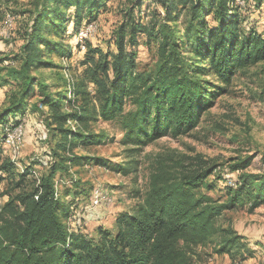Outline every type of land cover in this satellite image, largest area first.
<instances>
[{
    "label": "trees",
    "instance_id": "trees-1",
    "mask_svg": "<svg viewBox=\"0 0 264 264\" xmlns=\"http://www.w3.org/2000/svg\"><path fill=\"white\" fill-rule=\"evenodd\" d=\"M132 1L128 17L114 31L116 51L93 47L88 38L77 40L86 48V66L75 79L64 72L52 84L37 70L62 66L53 55L67 50L69 22L80 31L81 22L96 20L107 0H34L20 50L0 56V83L11 85L0 108V170L22 187L0 204V264H194L197 246L209 242L236 262L251 254L244 236L220 222L225 210H253L264 202V171L247 169L250 155L229 163L238 175L221 198L208 192L215 186L209 178L219 166L215 159L201 153L157 154L145 194L118 211L113 228L99 225L90 235L67 225L71 201L59 194L58 174L72 164H113L105 156L75 151L106 137L94 131V120L120 123L132 157L115 168L134 170L138 149L164 135L189 133L238 70L264 61V33L242 29L236 0ZM141 33L149 44L156 42L155 66L148 70L137 68ZM6 59L18 63L4 64ZM27 110L41 113L49 130L53 159L40 177L31 165L20 171L4 154L8 130Z\"/></svg>",
    "mask_w": 264,
    "mask_h": 264
},
{
    "label": "rangeland",
    "instance_id": "rangeland-1",
    "mask_svg": "<svg viewBox=\"0 0 264 264\" xmlns=\"http://www.w3.org/2000/svg\"><path fill=\"white\" fill-rule=\"evenodd\" d=\"M132 2L107 0L105 8L96 20L86 23L84 19L81 22L78 26L81 28L79 33H75L73 21H70L64 36L67 50L63 55H53L58 65L62 66L57 69L43 68L37 70V73L44 74L52 84H55L57 77L64 72L75 79L86 66L84 63L86 48L83 44L81 48L77 46V40L82 42L84 38H88L93 47H99L103 51H116L114 31L128 17ZM236 2L242 16L240 24L242 29L247 31L255 27L264 33V0L260 4H255L256 0ZM155 7L152 5L151 10ZM34 8V0H0V56L5 53L12 55L20 50L22 32L32 17ZM73 11L74 8H70V15ZM212 17L209 14L207 19L211 24H215ZM3 36L5 38H2ZM135 49L138 52V70L152 69L155 66L156 42L149 44L146 36L141 33ZM9 63L18 62L10 59L4 61V64ZM263 65L264 61H260L246 69L238 70L228 90L217 96L198 126L189 133L176 137L164 135L138 149L133 156L137 160L136 165H133L134 170L128 172L115 168L119 163L128 165L132 157L128 152L130 146L121 140L120 123L116 119L105 120L102 117L94 120L92 122L94 131H103L106 137L99 143L81 145L75 151L80 154L105 156L113 161V164L112 166L94 162L72 164L69 172L62 173V176L58 174L59 194H63L66 200L71 201L70 215L66 218L67 225L75 229L80 228L90 235L97 234L99 225L113 228L118 211L134 205L145 194L157 154L179 157L201 153L206 158L215 159L219 166L209 176L210 179H214L215 186L208 190L215 197L224 198L225 185L231 184L230 181H234L238 175V171H232L229 167L233 159L253 156L247 169L263 172L264 95L261 92L264 80ZM10 89L11 85L0 83V108L8 102ZM9 119L11 121L12 116ZM21 120L24 124L22 138L25 140L21 139L15 150L5 144L4 154L15 162L20 171L31 165L35 169L34 174L40 177L48 170L53 159L49 130L44 116L39 112L27 110ZM0 175L4 176L0 181L1 204L22 187L15 185L17 178H13L7 171L0 170ZM218 175L222 177L218 178ZM67 189L71 192L68 195L65 192ZM106 196L110 202H106ZM220 222L225 226H233L244 236L243 242L251 250V254L246 259L236 262L229 254L217 252L214 243L209 242L197 246V253L193 256L194 264H264V202L253 210L248 206L225 210Z\"/></svg>",
    "mask_w": 264,
    "mask_h": 264
},
{
    "label": "bare ground",
    "instance_id": "bare-ground-1",
    "mask_svg": "<svg viewBox=\"0 0 264 264\" xmlns=\"http://www.w3.org/2000/svg\"><path fill=\"white\" fill-rule=\"evenodd\" d=\"M85 33L82 35V37L85 35ZM23 129H24V124L23 122H20L19 124H17L16 126L8 130L7 137H6L7 147H12L13 150L16 149V144L20 142V140L23 137ZM17 131H18V135L16 133ZM105 200L106 202H110L108 196L105 197Z\"/></svg>",
    "mask_w": 264,
    "mask_h": 264
},
{
    "label": "built area",
    "instance_id": "built-area-1",
    "mask_svg": "<svg viewBox=\"0 0 264 264\" xmlns=\"http://www.w3.org/2000/svg\"><path fill=\"white\" fill-rule=\"evenodd\" d=\"M92 27H93V25H91V26H90V29H92ZM16 133H17V135H18V131H17ZM22 139H24V140H25V138H22Z\"/></svg>",
    "mask_w": 264,
    "mask_h": 264
},
{
    "label": "crops",
    "instance_id": "crops-1",
    "mask_svg": "<svg viewBox=\"0 0 264 264\" xmlns=\"http://www.w3.org/2000/svg\"><path fill=\"white\" fill-rule=\"evenodd\" d=\"M2 38H5V36H3ZM28 130H30V128H29V129H27V134H28ZM121 210H123V209H121ZM121 210H120V211H121Z\"/></svg>",
    "mask_w": 264,
    "mask_h": 264
}]
</instances>
